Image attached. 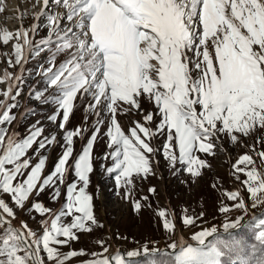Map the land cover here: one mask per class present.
Instances as JSON below:
<instances>
[{
  "label": "snow or ice",
  "instance_id": "obj_1",
  "mask_svg": "<svg viewBox=\"0 0 264 264\" xmlns=\"http://www.w3.org/2000/svg\"><path fill=\"white\" fill-rule=\"evenodd\" d=\"M65 11L61 16L48 12L50 0H43L48 13V38L33 47L29 31L0 33V41L7 45L15 40V64L22 66L30 54L38 55L45 48L51 53L49 66L42 72L47 88L54 89L51 100L43 92L35 99L54 102L55 114L49 117L63 133V151L50 174L43 176L47 157L41 155L34 165L28 153L37 145L42 151L57 143V137L43 136V128L33 125L28 135L19 137L10 131L16 116L12 110L19 92L13 94L15 82L7 72L3 81L8 89L0 101V194L11 203L31 210L42 219L39 234L26 223L14 225L13 208L0 199V264H44L43 251L52 264H66L81 251L62 253L57 246H68L79 239L78 233H90L99 226L93 212V196L87 191L90 174L94 171L93 148L107 119L108 153L111 160L106 168L114 176L117 189L130 195L133 176L146 178L153 174L152 158L158 151L152 138L165 137L162 146L164 159L175 169L185 166L193 177L207 167L197 152L214 155L215 140L223 135L233 143L264 130V0H54ZM3 11V8H0ZM44 14L42 13L41 16ZM41 16L34 19L39 21ZM70 22L62 26L61 21ZM38 24L31 26L35 35ZM54 45V48H53ZM65 59L56 64L58 55ZM11 66V61H9ZM46 88V90H47ZM152 101L159 116L155 130L145 124L153 122V114L144 115V124L135 122L126 132L118 122V112L140 110V97ZM85 101L86 113L95 114L93 131L78 155L74 156V138L84 139L87 128L66 130L77 98ZM91 97V100H88ZM11 101V103H9ZM127 105V107H124ZM104 113V119H101ZM258 155L264 159V152ZM254 161L244 154L233 165L242 173L246 192L252 206L264 205V174L249 165ZM244 165V167H240ZM71 170L72 182L66 186L65 200L56 211L35 198L52 190V200L61 196V187ZM239 179V177H237ZM154 193V189H150ZM35 194V195H34ZM237 201L235 208L246 210L245 199L239 191L226 193ZM136 209L140 204L135 205ZM227 213L228 208L221 209ZM163 228L174 231L173 222L165 211L158 213ZM12 218V219H6ZM46 217V218H45ZM185 225L194 220L185 217ZM240 221L224 223L229 232ZM264 227V219L260 221ZM217 228L198 232L192 237L199 246L173 243L174 264H221L226 251L240 254L241 242L216 237ZM257 240L264 244V231ZM178 249V251H177ZM105 247L103 253H107ZM145 255H155L144 249ZM139 252L130 251L128 257ZM126 264L117 253L108 258L94 254L88 264ZM154 264V262H153ZM241 264H249L242 260ZM256 264H264V257Z\"/></svg>",
  "mask_w": 264,
  "mask_h": 264
},
{
  "label": "rangeland",
  "instance_id": "obj_2",
  "mask_svg": "<svg viewBox=\"0 0 264 264\" xmlns=\"http://www.w3.org/2000/svg\"><path fill=\"white\" fill-rule=\"evenodd\" d=\"M13 1L0 0V8H3V11H0V33L8 31L14 36L21 29L28 30L33 47L41 40L47 39L49 30L46 26V16L48 13L42 6L43 0L28 2L17 0L15 5ZM65 11L58 7L54 0H50L48 12L51 14L59 12L63 16ZM42 13L43 16H41ZM37 16H41L39 21L34 19ZM61 23L64 26L70 22L62 20ZM33 24H38L35 35L30 31ZM14 44L15 40H10L7 45L0 41V81H3L5 72L12 78L21 77L19 82L13 81V94L17 91L20 94L15 101L18 107L11 113L16 116V119L8 127L19 137L28 135L33 125L41 127L44 131L42 137L38 138V142L43 136L55 135L57 137V143L48 146L45 150L40 151L37 149V145H34L28 153L33 157V165L38 162L41 155L47 157L45 170L42 174L46 176L54 169L63 151V133L58 128L59 119L56 123L49 119L51 115L55 114V103L35 99L37 92H43L49 100L52 98L54 89L47 88L46 79L42 75V72L49 66L51 53L45 48L38 55L30 54L28 60L20 66L15 64ZM64 59L65 55H58L56 64L59 65ZM9 61H11V66ZM7 89V81L0 83V101L5 100L3 93ZM88 100H91V97H88ZM140 102V110L133 109L131 112L117 113L118 122L126 134L128 129L135 125V122L144 124V115L147 113L153 114V122L145 124L146 127L155 130L156 124L159 123L160 118L156 115L154 103L146 96L140 97ZM86 108L85 101L78 97L66 126V130H74L76 127L88 129L84 133V139L74 138V156L78 155L87 143V139L93 131L92 124L97 119L95 114H87ZM104 116L105 114L101 113V119H104ZM107 123L108 120L105 119L104 125L101 126V133L94 143V171L90 174V183L87 189L88 193L93 196V212L99 226H94L90 233H78L79 239L71 241L68 246H57L64 254L72 250L78 252L83 250V254L70 258L66 264H88V261L94 258V254L106 255L111 259L117 253L123 256L126 262L136 263L142 258L154 256L145 255L144 249H148L149 253H155V255L168 253L174 256L169 245L176 243L178 249L181 242L184 246H199L192 237L200 231L215 227L218 230L217 233L206 240V243H211L217 236H227L236 232L235 229L225 232L224 223H235L239 220L241 225L251 215L250 220L244 224L246 227L251 223L249 230L251 233L249 243L251 244L250 247L248 244L245 245L250 249V253L245 256L240 253L233 259L239 264L242 260H247L249 264H256L259 258L264 257L263 248L256 251L257 242H260L256 237L260 231H264V227L260 226V221L264 219V205L252 206V200L242 184L246 177L233 169V165L239 157L247 154L254 161L253 165L248 166L249 170L255 167L258 172L264 174V159L258 155L259 152H264V130H258L248 137H240L237 134L238 141L235 143L231 141L230 137L223 135L214 141V155L197 152V156L205 160L208 165L200 170L201 174L198 177L191 176L185 166L177 164L173 169L169 165L162 152L165 137L158 135L150 141L151 146L158 150L152 158L153 174L146 178L134 175L130 195H125V189H117L114 176H110L106 172V168L112 163L111 160L104 159L109 151L107 138L104 136ZM240 167L243 168L244 165H240ZM73 179V172L69 170L65 184L60 186L61 196L58 200H52V190L50 189L35 199L53 211L58 210L65 200L66 186ZM150 189H154V193ZM233 191L241 193V198L245 199L246 210L236 209L237 201L227 198L226 193ZM0 199H5L13 208L15 219H8H12L16 225L26 223L38 234L42 231L39 226L42 218L31 210L30 202L26 203L24 208H20L13 205L6 195L0 194ZM137 203L140 204L139 209L135 207ZM223 208H228L229 211L222 212ZM160 211H165L168 214L167 218L174 224V231L168 232L163 228V220L158 215ZM186 216L194 220L192 225L183 223ZM263 245L260 243V246ZM105 247L108 249L107 253H103ZM130 251L139 252L140 255L130 258L127 256ZM255 251L257 255L254 256ZM40 255L44 264H52L47 260L43 251Z\"/></svg>",
  "mask_w": 264,
  "mask_h": 264
},
{
  "label": "trees",
  "instance_id": "obj_3",
  "mask_svg": "<svg viewBox=\"0 0 264 264\" xmlns=\"http://www.w3.org/2000/svg\"><path fill=\"white\" fill-rule=\"evenodd\" d=\"M250 227H251V223L248 224V226L246 227L243 226L241 229L236 231L234 234L227 235V236L220 235L218 237H220L223 240L229 241V242H232L233 240L240 241L241 247H242V251L240 253L242 254V256H245L250 253V249L248 248L250 247V244H251L249 243L250 235H251L249 231ZM213 241L214 240H212L211 242ZM246 244H248V247L245 246ZM257 245H258V248L256 249V251L262 250V248L264 250V245L260 246V242H257ZM256 251L254 253V256L257 255ZM236 255H237L236 253H231V252L226 251L225 255L221 258L222 260L221 264H239L236 260L233 259V257H235ZM153 262L154 264H174L173 256H171L168 253L154 255L149 258H142L136 263L126 262V264H153Z\"/></svg>",
  "mask_w": 264,
  "mask_h": 264
},
{
  "label": "water",
  "instance_id": "obj_4",
  "mask_svg": "<svg viewBox=\"0 0 264 264\" xmlns=\"http://www.w3.org/2000/svg\"><path fill=\"white\" fill-rule=\"evenodd\" d=\"M252 217V215L249 217V218H247L237 229H235L234 231H237V230H239V229H241L243 226H244V224L245 223H247L249 220H250V218ZM171 253H174L173 251H171Z\"/></svg>",
  "mask_w": 264,
  "mask_h": 264
},
{
  "label": "bare ground",
  "instance_id": "obj_5",
  "mask_svg": "<svg viewBox=\"0 0 264 264\" xmlns=\"http://www.w3.org/2000/svg\"><path fill=\"white\" fill-rule=\"evenodd\" d=\"M16 1H17V0H14V1H13V2H14V5H15ZM26 1L28 2V1H31V0H26ZM26 1H25V2H26ZM32 1H36V0H32ZM37 1H38V0H37ZM13 2H12V4H13ZM14 7H15V6H14ZM15 9H16V7L14 8V10H15ZM36 22H37V21H36ZM6 219H8V218H6ZM12 223H13L14 225H16L14 222H12ZM113 252H114V250H113ZM113 252H112V253H113ZM112 253H111V254H112Z\"/></svg>",
  "mask_w": 264,
  "mask_h": 264
}]
</instances>
